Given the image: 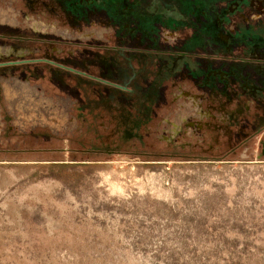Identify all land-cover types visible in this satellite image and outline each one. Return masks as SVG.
I'll list each match as a JSON object with an SVG mask.
<instances>
[{
  "label": "rangeland",
  "instance_id": "rangeland-1",
  "mask_svg": "<svg viewBox=\"0 0 264 264\" xmlns=\"http://www.w3.org/2000/svg\"><path fill=\"white\" fill-rule=\"evenodd\" d=\"M0 7L19 17L0 22V82L29 78L69 114L21 126L0 83V264H264V94L248 84L264 85L245 63L264 57V0ZM216 68L239 75L221 87Z\"/></svg>",
  "mask_w": 264,
  "mask_h": 264
},
{
  "label": "bare ground",
  "instance_id": "bare-ground-1",
  "mask_svg": "<svg viewBox=\"0 0 264 264\" xmlns=\"http://www.w3.org/2000/svg\"><path fill=\"white\" fill-rule=\"evenodd\" d=\"M0 22L18 25L19 18L17 15L10 14L9 11L0 7ZM32 25L39 31H47L51 28L54 32L63 36H73L71 31L60 27L58 24L34 20ZM94 33L101 37L103 30L88 31L81 36L82 38H90ZM0 83L4 96L9 101V105L15 112L18 123L21 126L33 121L34 124H49L55 131H58L68 125L69 114L66 103L62 105L60 98V101L57 100L56 102L52 96H48L45 93V88H42L43 92H41L40 87L31 82L29 78L21 79L17 76L13 78L2 77ZM76 124V120H73L72 125L75 126Z\"/></svg>",
  "mask_w": 264,
  "mask_h": 264
},
{
  "label": "crops",
  "instance_id": "crops-1",
  "mask_svg": "<svg viewBox=\"0 0 264 264\" xmlns=\"http://www.w3.org/2000/svg\"><path fill=\"white\" fill-rule=\"evenodd\" d=\"M252 50H253V52L264 51V43L263 44H257V48H252ZM245 63L250 68H252L249 70L248 73H249L250 77H252V76L254 77V78L252 77V79H254L253 82H256L258 79H261L263 81L262 85H264V57H260V56L256 55V57L254 59L248 60ZM238 72H239L238 70H233V69L228 72L225 69H222V68L217 69L216 68V70H214L213 72L210 71L209 73H205V77H208V76L211 77L212 75H215V77H218L221 80L219 85H221V87H222V85H223L222 80L223 79H226V83H230L233 81V77H237L239 75ZM229 76H230V79H229ZM248 81H250V80H248ZM248 85H250V87L252 88L251 91H252L253 95H257L258 93H261V92H263V94H264V87L262 88V87L258 86L257 83L248 84ZM232 89H234V88H232Z\"/></svg>",
  "mask_w": 264,
  "mask_h": 264
},
{
  "label": "flooded vegetation",
  "instance_id": "flooded-vegetation-1",
  "mask_svg": "<svg viewBox=\"0 0 264 264\" xmlns=\"http://www.w3.org/2000/svg\"><path fill=\"white\" fill-rule=\"evenodd\" d=\"M13 11V14H15V15H17L16 13H15V11H17V10H12ZM17 17H18V15H17ZM19 18V17H18ZM34 20H37V21H42V20H39V19H32V22H30V21H27V24H29L35 31H37V32H47L48 30H52L51 28H49L47 31H39V30H36L34 27H33V25H32V23H33V21ZM46 22V21H45ZM47 23H49V24H51L50 22H47ZM1 24H3V23H1ZM5 24H8V25H11V26H16V25H13V24H9V23H5ZM53 24H58L59 26H60V23H58L57 21L56 22H54ZM60 27H62V26H60ZM62 28H64V27H62ZM64 29H66V30H69V29H67V28H64ZM95 30H103V34H102V36H101V38H104L105 36H104V33L107 31V28H105V27H101V28H98V29H88L87 31H85L83 34H85L86 32H88V31H90V32H93V31H95ZM53 31V30H52ZM73 34V33H72ZM82 34V35H83ZM62 35V34H61ZM93 35H96V36H98L96 33H94ZM92 35V36H93ZM81 36V35H80ZM91 36V37H92ZM72 37H74V34H73V36ZM90 37V38H91ZM100 37V36H99ZM26 51H28L27 49H22L20 52H17V53H20V54H18L19 56H23V55H25L24 53L26 52ZM187 114H186V112H182V113H179L178 114V117H177V119H176V121H175V123H174V127H175V129H178L177 127H178V125H180L179 123L181 122V120H183L184 119V117L186 116Z\"/></svg>",
  "mask_w": 264,
  "mask_h": 264
},
{
  "label": "water",
  "instance_id": "water-1",
  "mask_svg": "<svg viewBox=\"0 0 264 264\" xmlns=\"http://www.w3.org/2000/svg\"><path fill=\"white\" fill-rule=\"evenodd\" d=\"M262 153L264 154V142H263V151H262Z\"/></svg>",
  "mask_w": 264,
  "mask_h": 264
}]
</instances>
